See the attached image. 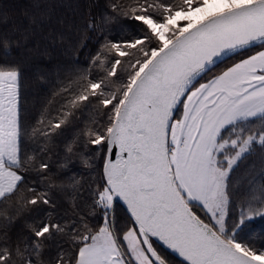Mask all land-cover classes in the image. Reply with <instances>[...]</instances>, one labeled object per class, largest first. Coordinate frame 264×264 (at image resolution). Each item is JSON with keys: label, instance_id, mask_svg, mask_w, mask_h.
<instances>
[{"label": "snow or ice", "instance_id": "1", "mask_svg": "<svg viewBox=\"0 0 264 264\" xmlns=\"http://www.w3.org/2000/svg\"><path fill=\"white\" fill-rule=\"evenodd\" d=\"M0 264H264V0H0Z\"/></svg>", "mask_w": 264, "mask_h": 264}]
</instances>
